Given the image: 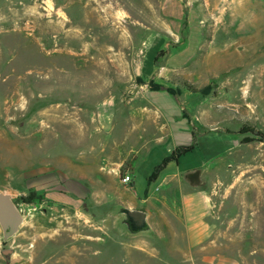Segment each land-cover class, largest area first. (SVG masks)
<instances>
[{"label": "rangeland", "instance_id": "rangeland-1", "mask_svg": "<svg viewBox=\"0 0 264 264\" xmlns=\"http://www.w3.org/2000/svg\"><path fill=\"white\" fill-rule=\"evenodd\" d=\"M187 171L204 248L165 209L128 234ZM0 193V264H264V0H0Z\"/></svg>", "mask_w": 264, "mask_h": 264}, {"label": "crops", "instance_id": "crops-1", "mask_svg": "<svg viewBox=\"0 0 264 264\" xmlns=\"http://www.w3.org/2000/svg\"><path fill=\"white\" fill-rule=\"evenodd\" d=\"M192 171L163 176L159 183V187H164L161 194H158L159 190H155L150 195L139 198L132 192L131 199L124 204V208L129 210L145 212L147 219L150 214L148 212L165 209L181 224L184 241L189 250L203 249L212 234V227L207 221L211 210V196L205 189L192 186ZM133 172L126 173L133 177ZM130 189L133 191V182Z\"/></svg>", "mask_w": 264, "mask_h": 264}, {"label": "water", "instance_id": "water-1", "mask_svg": "<svg viewBox=\"0 0 264 264\" xmlns=\"http://www.w3.org/2000/svg\"><path fill=\"white\" fill-rule=\"evenodd\" d=\"M118 213L123 215L120 223L125 226L128 234L136 235L150 231L145 212L121 207ZM22 222L23 218L10 196L0 193V228L3 241L11 239L18 232Z\"/></svg>", "mask_w": 264, "mask_h": 264}, {"label": "built area", "instance_id": "built-area-1", "mask_svg": "<svg viewBox=\"0 0 264 264\" xmlns=\"http://www.w3.org/2000/svg\"><path fill=\"white\" fill-rule=\"evenodd\" d=\"M133 182V177L130 173H125L120 177V184L126 188H130Z\"/></svg>", "mask_w": 264, "mask_h": 264}, {"label": "trees", "instance_id": "trees-1", "mask_svg": "<svg viewBox=\"0 0 264 264\" xmlns=\"http://www.w3.org/2000/svg\"><path fill=\"white\" fill-rule=\"evenodd\" d=\"M169 161H170V158H167L164 160L165 164H166V162H169ZM156 174H157V172L154 173V175H156ZM151 180H152V177H151Z\"/></svg>", "mask_w": 264, "mask_h": 264}]
</instances>
